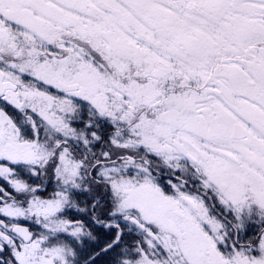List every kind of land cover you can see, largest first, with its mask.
Listing matches in <instances>:
<instances>
[{
  "label": "snow or ice",
  "instance_id": "obj_1",
  "mask_svg": "<svg viewBox=\"0 0 264 264\" xmlns=\"http://www.w3.org/2000/svg\"><path fill=\"white\" fill-rule=\"evenodd\" d=\"M0 264H264V0H0Z\"/></svg>",
  "mask_w": 264,
  "mask_h": 264
},
{
  "label": "rangeland",
  "instance_id": "obj_2",
  "mask_svg": "<svg viewBox=\"0 0 264 264\" xmlns=\"http://www.w3.org/2000/svg\"><path fill=\"white\" fill-rule=\"evenodd\" d=\"M51 189H49V191H50Z\"/></svg>",
  "mask_w": 264,
  "mask_h": 264
}]
</instances>
